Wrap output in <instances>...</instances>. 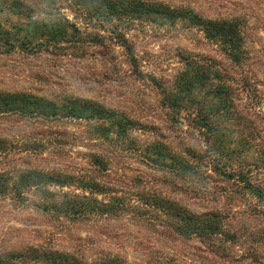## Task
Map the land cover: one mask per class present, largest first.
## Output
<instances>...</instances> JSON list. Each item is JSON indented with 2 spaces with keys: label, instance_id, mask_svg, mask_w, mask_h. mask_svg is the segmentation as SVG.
I'll return each instance as SVG.
<instances>
[{
  "label": "rangeland",
  "instance_id": "obj_1",
  "mask_svg": "<svg viewBox=\"0 0 264 264\" xmlns=\"http://www.w3.org/2000/svg\"><path fill=\"white\" fill-rule=\"evenodd\" d=\"M15 1L0 0V264H264V0H20L29 13ZM55 15L80 35L32 36ZM208 21L235 26L239 59ZM81 100L131 121L126 132ZM27 171L64 176L51 191L124 206L44 211L20 183ZM153 193L220 215L217 229L181 232L143 198Z\"/></svg>",
  "mask_w": 264,
  "mask_h": 264
},
{
  "label": "trees",
  "instance_id": "obj_2",
  "mask_svg": "<svg viewBox=\"0 0 264 264\" xmlns=\"http://www.w3.org/2000/svg\"><path fill=\"white\" fill-rule=\"evenodd\" d=\"M49 5L54 7L53 0H48ZM15 5L20 10L24 9L23 12H30V8L24 4L22 1H15ZM186 15L191 16L192 19H198L196 15H192L191 13H185ZM58 15V14H57ZM53 16L52 19L48 21L44 20H36L33 22V30L32 36H35L36 32H44L47 33L48 37H57V35L63 31L69 30V33L72 36L80 35L79 29L74 25L68 23V19L63 16ZM208 32H210V36H221L222 40L230 46L229 49V56L233 57L234 59H239V54L235 53V51L239 48V41L240 39L236 36V30L234 25H229L226 22H214L208 21L205 23ZM228 32H226V31ZM8 34L6 31H0V43H2V38ZM53 37V38H54ZM33 37H27L26 42L29 44L32 43ZM8 39L4 40L3 44L8 45ZM219 90L216 91L218 93ZM167 100V99H166ZM80 102V103H79ZM79 105L82 110H85L86 116L89 114L94 115H107L114 117L116 116L110 110L105 109L102 106L95 104L94 102H88L85 100L79 101ZM169 107L173 108L174 110L178 109V103L176 100H167ZM40 106H44L49 108L50 105L46 103H37ZM117 117V116H116ZM117 119L119 123L117 124L119 127L118 133L126 132V126L130 124L131 121L125 120L122 116H118ZM0 145L5 147V140H0ZM165 156V153L163 154ZM171 158V157H170ZM92 161L99 169L106 170V163L103 160V157L99 155H93L91 157ZM173 160V159H172ZM173 166H180L178 169V173L182 171H190L191 165L188 163L182 164V162L174 159L172 162ZM172 168V167H171ZM65 179L59 173H42L37 171H27L21 175L20 183L25 181V186L27 187H36V189L40 193V198L43 200L40 204V207L44 211L56 210L60 213L65 214L67 217H72L74 219H78L87 211L99 212L101 214H108L117 212V209H122L124 206L122 197H115L113 200L110 201H101L97 198H94L89 195H70L67 193H57L51 191L50 189L46 188L49 182H61V180ZM6 176L0 174V192H7L9 187L6 185L7 182ZM86 185L89 186L91 189H99L100 184L96 183L94 180H87ZM21 185V184H20ZM18 184V186H20ZM249 183V187H251ZM17 188V187H16ZM14 188L16 191H18ZM261 191V190H260ZM259 191V196L263 195V191ZM261 197V196H260ZM143 198L147 200L153 206H162L164 209H170L171 216L174 218L173 224L176 226L178 230L181 232H194L204 235L206 231L210 233L217 229L218 223L221 220L220 215L218 214H204V215H197L195 213H185V207L178 206L176 203L171 201H166L164 199H160L157 194L153 193L150 195H144ZM209 215V216H208ZM211 218V219H210ZM208 227V228H207ZM205 236V235H204Z\"/></svg>",
  "mask_w": 264,
  "mask_h": 264
}]
</instances>
